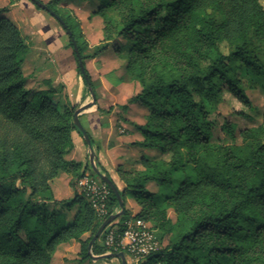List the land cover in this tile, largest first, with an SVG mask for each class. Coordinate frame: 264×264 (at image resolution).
<instances>
[{"label": "trees", "instance_id": "trees-1", "mask_svg": "<svg viewBox=\"0 0 264 264\" xmlns=\"http://www.w3.org/2000/svg\"><path fill=\"white\" fill-rule=\"evenodd\" d=\"M98 1L105 19L117 17L116 32L130 45L129 61L137 73L152 70L148 81L140 78L139 90L126 104L148 106L145 122L134 124L142 136L137 145L158 151L139 159L141 169L117 167L124 183L118 189L123 205L129 195L139 210L128 216L124 207L117 218L123 221L109 227L120 233L130 217L150 222L160 246L143 264H253L258 250L264 254V234L259 236L264 230V122L242 130L240 144L218 143L204 103L215 106L224 91L245 100L236 75L240 65L264 78V10L259 0ZM59 18L82 60L72 28ZM221 41L229 44L226 54L219 49ZM27 51L16 26L0 16V264H51L58 245L71 240L79 245L80 260L90 259L89 251L93 256L114 252L100 245L99 238L88 249L101 222L120 208L109 187L102 217L76 190L70 198L52 197L50 180L79 166L64 159L69 133L82 134L72 121L76 105L60 110L47 97L49 90L23 87L20 64ZM154 51L163 52L170 70L157 68ZM77 70L89 81L85 68L81 71L77 64ZM96 162L112 180L98 158ZM149 183L158 190L149 191ZM49 202L76 204L72 221L56 211L40 212L38 204ZM167 209L175 213L174 223ZM169 232L173 236L164 245L162 237Z\"/></svg>", "mask_w": 264, "mask_h": 264}, {"label": "rangeland", "instance_id": "rangeland-1", "mask_svg": "<svg viewBox=\"0 0 264 264\" xmlns=\"http://www.w3.org/2000/svg\"><path fill=\"white\" fill-rule=\"evenodd\" d=\"M40 1L49 4L72 28L74 37L80 45L83 65L96 104L93 105L87 84L77 70L78 60L75 52L73 53V46L69 44V34L62 28L57 17L38 7L33 0H0V8L3 9L0 16L16 26L21 38L28 45V51L20 64L23 87L31 92L49 90L47 97L56 103L60 110L76 105L74 112L77 109L82 110L78 119L89 136L90 132L86 126L93 127L96 124L106 127L112 124L114 134H117L118 131L123 137L134 136V143H130L129 146L140 141L141 133L134 126L132 119L138 121L139 116L144 117L149 111L148 106L143 103H126L128 98L139 90L140 78L148 81L152 70L146 67L145 71L139 74L130 63V45L123 36L116 32L117 17L114 14H109L105 19L98 12L100 7L98 0ZM259 3L264 10V0H259ZM98 48L99 50L96 51ZM219 49L223 54H226L229 44L226 41H221ZM152 62L157 63V68H160L161 71L171 69L170 62L162 51H154ZM236 75L245 100L237 98L229 91H224L215 106L209 102L204 103L207 122L214 141L218 143L240 144L243 138L242 130L259 128L264 122V78L250 72L245 65H240L236 69ZM192 92L194 100L198 101V95L194 91ZM123 104H126L125 110L121 107ZM108 109L109 111H107ZM90 112L92 113L89 115ZM143 121L145 122V119ZM74 134V130L69 133L70 147L65 152L64 159L78 162L79 166L71 172L60 171L50 180L54 201L72 197L75 190L79 193L75 183L83 169H87L86 171L92 176L90 151L84 137L78 134L85 146V156L83 159L77 158L79 155L73 140ZM137 147L135 151L132 149L122 150V159H119V162L125 164L123 166L130 165L129 168L141 169V165L135 164V161L143 156L150 157L158 153V151L152 150L154 152L152 154L150 150ZM92 149L95 153L93 147ZM167 157L168 155L164 154V158ZM117 174L119 178L118 170ZM175 177L180 178V175ZM148 187V189H152L153 185ZM155 189L158 190L157 187ZM127 200L135 203L134 209L139 210V205L129 195H125L124 207L128 211V216L134 215L136 212H132ZM38 208L40 212L44 210L47 215L52 211L59 212L66 222H71L77 205L66 207L49 202L47 204L39 203ZM167 217L172 223L175 222V213L172 209H167ZM122 221L116 218L113 222L118 225ZM109 225L111 226V224ZM109 225L105 229L109 228ZM102 233L98 237L100 245L103 244ZM263 234L264 230H260L259 236ZM21 235L24 238L23 232ZM172 236L173 232L164 233L162 243L166 245ZM61 244L58 249L56 248L57 254L53 264H121L118 257L97 261H91V258L80 260L77 242L71 240ZM260 251L258 250L256 255L252 256L256 259L253 264L264 262V254H261ZM125 259L127 264H133L129 262L126 255ZM235 264L240 263L236 261Z\"/></svg>", "mask_w": 264, "mask_h": 264}, {"label": "built area", "instance_id": "built-area-1", "mask_svg": "<svg viewBox=\"0 0 264 264\" xmlns=\"http://www.w3.org/2000/svg\"><path fill=\"white\" fill-rule=\"evenodd\" d=\"M75 186L86 197L98 217L106 214L109 189L103 181H98L90 173L84 172ZM103 244L108 251L113 249L114 252H124L133 264H143L149 254L159 249L155 229L150 222L134 217L124 221L120 233L115 232V227L105 229Z\"/></svg>", "mask_w": 264, "mask_h": 264}, {"label": "crops", "instance_id": "crops-1", "mask_svg": "<svg viewBox=\"0 0 264 264\" xmlns=\"http://www.w3.org/2000/svg\"><path fill=\"white\" fill-rule=\"evenodd\" d=\"M91 113L92 112H90L89 115ZM139 117L140 118L138 121L135 119H132V122H134V124H138V125L143 124L144 117L143 116H139ZM86 129L90 132L92 147L94 148L95 153H97L96 156L98 155L97 158H99L100 165L110 175V177L112 178L116 187L119 190L122 189L124 186V183L118 178L117 167L121 166V168H129L130 165L123 166L125 164H122L121 162H119V159H122V150L123 149H127V150L132 149L134 151L136 150L135 148L138 146L137 143L129 146L130 143H134V136H132L131 138L130 137L127 138L126 136L123 137L118 133V131H117V134H114V126L112 124H109L106 127H100V126L94 124L93 127L91 125H89V127L86 126ZM74 132H75V134H74L73 140L75 143L76 150L78 152L77 154L79 155L77 158L83 159L85 156V146L83 145L84 143H83L82 139L79 137L78 133L76 131H74ZM144 149L150 150L147 148H144ZM150 151H152V150H150ZM151 153L153 154L154 152L152 151ZM138 161H139V159L137 161H135V164L138 163ZM149 185H153V188L148 189ZM155 187H157V186L154 185L153 183H149L146 186V188L151 192L156 191ZM126 202H128L129 206L132 208L133 213L137 212L138 209H134L135 203H133L132 201H128V200ZM128 204L126 203V205H128ZM61 245L62 244L58 245L57 249ZM57 249L53 254L51 264H53V262H54L55 256L57 254ZM91 261H92V259H91Z\"/></svg>", "mask_w": 264, "mask_h": 264}, {"label": "water", "instance_id": "water-1", "mask_svg": "<svg viewBox=\"0 0 264 264\" xmlns=\"http://www.w3.org/2000/svg\"><path fill=\"white\" fill-rule=\"evenodd\" d=\"M33 1L40 8H42V9L50 12L51 14L55 15L57 17V19L60 21V23H62L61 22V19L59 18V16L57 14H55L50 8H48L46 6V4L42 3L40 0H33ZM67 33L70 35V32L67 31ZM71 40H72L73 49H74V52L76 54V58L78 60V65L80 67V70L81 71H84V66L82 64V60H81L80 55L78 53V49H77L76 43L73 40V38H71ZM85 79H86V84H87L88 90L90 91V96H91V99H92V103H93V105H95L96 104V101H95V98H94V93L91 90V86H90L89 81L87 80L86 76H85ZM89 109L90 108H88V110ZM81 112H82L81 109H77L73 113L72 121H73V124L77 127V129L80 131V133L84 137V140L86 142V145H87V147H88V149L90 151L91 168H92L93 172L96 173L99 176V178L101 179V181H103L113 191V193L115 194V196L117 198V202L119 204V207H120L117 212H115L113 214H110L109 216H107L101 222V224L99 225V227L95 231L93 237L91 238V240L88 243V249H90L93 241L96 240L100 236V234L104 231V229L109 224H111L116 218H118L119 216H121L123 214V212H124V205H123V201H122L121 195L119 193V190L116 187V185L114 184V182L108 176H106L105 174L101 173L99 167L97 166V162H96L97 156L93 152L92 144H91V141H90V137L87 134V132L85 131V129L83 128L82 124L80 123V121L78 119V115ZM89 254H90V257H91L92 261H97L99 259H105V258H108V257H118L120 259V263L121 264H127L126 263V259H125V255H124V253L122 251H119V252H108V253H105V254L99 255V256H93V255H91V253L89 251Z\"/></svg>", "mask_w": 264, "mask_h": 264}]
</instances>
